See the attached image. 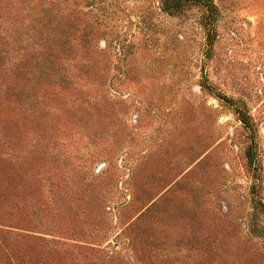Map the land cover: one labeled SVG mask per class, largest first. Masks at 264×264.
Instances as JSON below:
<instances>
[{"label": "rangeland", "instance_id": "1", "mask_svg": "<svg viewBox=\"0 0 264 264\" xmlns=\"http://www.w3.org/2000/svg\"><path fill=\"white\" fill-rule=\"evenodd\" d=\"M0 264H264V0H0Z\"/></svg>", "mask_w": 264, "mask_h": 264}]
</instances>
